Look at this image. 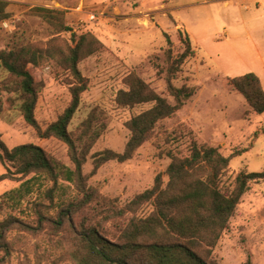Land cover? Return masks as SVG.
I'll list each match as a JSON object with an SVG mask.
<instances>
[{"label": "rangeland", "instance_id": "374dc122", "mask_svg": "<svg viewBox=\"0 0 264 264\" xmlns=\"http://www.w3.org/2000/svg\"><path fill=\"white\" fill-rule=\"evenodd\" d=\"M7 1L9 17L0 22V45H43L55 36L57 30L35 14V7L64 11V23L77 37L88 33L102 43L99 51L78 63L85 88L68 129L78 128L91 111L103 121L104 129L83 165L89 184L103 195L125 205L136 194L150 188L157 174H162L165 186V170L170 162L167 151L188 154L185 139L172 141L175 129L180 126L191 130L198 142L217 147L230 158L229 182L240 171L264 172V112H253L244 96L226 84L227 77L254 72L264 88V0ZM180 33L182 37L184 33L188 35L193 53L171 83L177 88H191L193 94L131 159L108 161L92 174V154L106 148L122 152L129 137L126 122L152 105L120 107L116 103V96L119 90L126 89L125 79L130 74L138 75L174 103L167 90L164 56L168 49L173 54L183 51ZM60 34L58 44L70 38V32ZM39 70L49 79L34 111L44 128L69 105L71 80L65 70L51 61ZM6 75L0 67V81ZM9 85L5 89L0 86L3 143L9 149L19 144L37 145L73 167L65 143L53 137L40 138L25 122L18 108L16 86ZM168 137L170 140L166 141ZM3 172L5 166L0 163V174ZM18 183L1 180L0 195ZM21 208L29 209L25 203ZM152 208L151 203L144 204L137 214L147 215ZM7 216L13 217L4 231L9 251L5 253L0 248V264H71L60 245L55 244L57 239L50 234L52 228L47 222L39 230L33 214L3 205L0 222ZM212 257L220 264H243L247 258L250 264H264V182L250 183Z\"/></svg>", "mask_w": 264, "mask_h": 264}, {"label": "trees", "instance_id": "16d2710c", "mask_svg": "<svg viewBox=\"0 0 264 264\" xmlns=\"http://www.w3.org/2000/svg\"><path fill=\"white\" fill-rule=\"evenodd\" d=\"M8 5L7 0H0V22L9 17ZM33 11L57 33L43 45H0V67L7 74L0 86L3 89L11 86L9 83L16 86L18 108L25 122L40 138L53 137L65 143L73 167L37 145L26 143L9 149L0 138V163L5 166L0 181H19L0 195V208L6 205L14 211L33 214L39 230L44 222L49 228L51 225L50 234L57 239L55 244L60 245L71 264H220L212 257L213 249L250 183L264 182V172L240 171L229 182L230 158L219 148L198 142L191 130L180 126L170 137L172 141L185 139L188 154L167 151L170 162L165 170V186L162 174H157L150 188L136 194L125 205L103 195L89 184L88 174L83 172L90 149L104 129L103 121L91 111L78 128L68 129L85 88L78 63L99 51L102 43L88 33L77 37L65 25L64 11L45 7H35ZM61 32H70V38L58 44ZM179 37L184 42L183 51L173 54L168 49L164 56L167 90L174 103L138 75L130 74L125 79L126 89L119 90L116 96V103L120 107L152 105L126 122L129 137L122 152L106 148L92 154V174L108 161L131 159L193 94V89L177 88L171 83L193 53L188 35L184 33L182 37L180 33ZM48 61L67 72L71 100L56 120L42 128L34 111L39 94L49 80L39 69ZM226 84L244 96L253 112H264V88L257 74L227 77ZM1 97L2 94L0 112ZM169 140L168 137L166 141ZM23 203L29 209H20ZM147 203L153 206L150 213L138 215L137 211ZM12 221L13 217L7 216L0 222V248L5 253L9 244L4 231ZM243 264H250V259Z\"/></svg>", "mask_w": 264, "mask_h": 264}]
</instances>
